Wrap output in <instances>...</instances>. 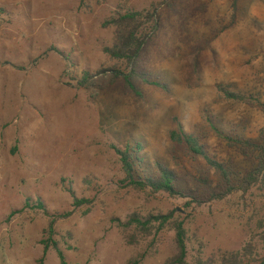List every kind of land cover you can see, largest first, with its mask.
Listing matches in <instances>:
<instances>
[{"label": "rangeland", "instance_id": "rangeland-1", "mask_svg": "<svg viewBox=\"0 0 264 264\" xmlns=\"http://www.w3.org/2000/svg\"><path fill=\"white\" fill-rule=\"evenodd\" d=\"M151 5L158 25L138 69L167 90L139 82L136 96L109 78L118 65L103 52L114 40L103 25ZM219 86L264 104V0H0V264H60L53 249L41 261L48 239L66 264H166L174 231L143 233L127 226L133 214L182 221L185 264H220L249 243L260 257L264 180L220 197L219 174L170 140L181 128L242 177L251 162L211 124L264 141V113ZM127 146L141 177L155 164L173 173L172 195L125 182L115 149Z\"/></svg>", "mask_w": 264, "mask_h": 264}, {"label": "trees", "instance_id": "trees-1", "mask_svg": "<svg viewBox=\"0 0 264 264\" xmlns=\"http://www.w3.org/2000/svg\"><path fill=\"white\" fill-rule=\"evenodd\" d=\"M129 2L130 0H125ZM232 5L236 4V0H231ZM157 9L155 5H151L147 9L135 11L131 9L120 10L113 13L103 25L113 29L114 40L110 47L104 48L103 52L108 58L115 62L118 66L107 71L111 81L121 79L124 86L134 95L141 96L137 83L141 82L145 85L159 88L163 91L167 90L164 83L154 80L151 75L138 69V59L145 45V41L149 35V31L156 30L157 27ZM55 51V49H51ZM124 66L123 72L121 67ZM106 73V71H102ZM87 78V74H85ZM218 93L221 98L236 103H256L264 113V104L255 100L251 95L244 93L230 92L222 86L218 87ZM211 129L216 138L225 142L230 147L235 148L239 154L251 162L249 169L245 170L239 180H234L232 172L224 164L212 159L199 138L191 134L184 133L181 128L170 133L171 142L182 145L191 155L202 158L207 162L209 167L214 169L224 183V192L220 197H224L233 191H240L245 194L254 184L264 180V141L254 139H246L238 133H224L211 124ZM115 149V148H114ZM116 154L122 164V170L125 175V182L130 186L138 189H149L152 192H164L172 195L175 190V177L173 173L160 164H155L157 174L155 176L138 175L136 162L139 161L138 152H133L127 146L124 150L115 149ZM84 203L83 200L74 199L73 206L77 207ZM30 207L29 203L25 204ZM42 209L40 204L37 205ZM157 224L156 232L163 229L166 225L174 231V242L177 254L166 264H185L186 247L185 232L183 222L174 220L171 214L166 216H148L140 218L138 215H130L127 226H133L135 229L143 233L150 232L154 225ZM259 228L264 230V219L259 223ZM50 232V231H49ZM264 243V236H263ZM43 252L41 261L44 259L49 249H53L57 255L60 264H66L63 253L57 247L55 242L50 239L43 241ZM220 264H264V244L263 254L255 257L253 247L249 243L241 251L223 254L220 258Z\"/></svg>", "mask_w": 264, "mask_h": 264}]
</instances>
